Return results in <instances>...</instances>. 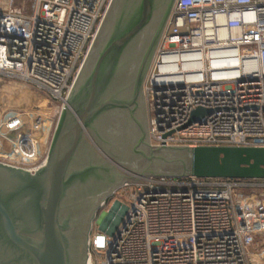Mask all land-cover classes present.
<instances>
[{"label": "built area", "instance_id": "2783aa9c", "mask_svg": "<svg viewBox=\"0 0 264 264\" xmlns=\"http://www.w3.org/2000/svg\"><path fill=\"white\" fill-rule=\"evenodd\" d=\"M113 3L33 0L25 12L0 0V79L62 105L3 112L0 163L32 174L47 165ZM142 95L153 148H264V0H176ZM198 109L208 113L193 122ZM119 190L129 204L117 201L121 216L90 236L92 264H264V179L150 175Z\"/></svg>", "mask_w": 264, "mask_h": 264}, {"label": "water", "instance_id": "95a60500", "mask_svg": "<svg viewBox=\"0 0 264 264\" xmlns=\"http://www.w3.org/2000/svg\"><path fill=\"white\" fill-rule=\"evenodd\" d=\"M157 1L114 0L100 46L92 51L63 107L47 165L32 174L0 163V264H88L97 213L125 183L148 182L150 175L264 179V148H153L143 128L136 143L123 152L111 151L100 138L93 141L94 125L108 110L128 108L134 116L132 106L142 92L147 63L174 5V0H166L156 20ZM142 36L148 46L134 96L126 101L110 91L122 58ZM207 113L196 110L192 121ZM86 138L92 142L87 160L82 159ZM105 173L112 181L95 187L93 181Z\"/></svg>", "mask_w": 264, "mask_h": 264}, {"label": "flooded vegetation", "instance_id": "af4514ba", "mask_svg": "<svg viewBox=\"0 0 264 264\" xmlns=\"http://www.w3.org/2000/svg\"><path fill=\"white\" fill-rule=\"evenodd\" d=\"M175 1L176 0H174V3ZM165 7L166 0L157 1L154 19L158 20L162 16ZM146 36H142L138 42L132 44L130 50L122 58L119 73L117 74L116 80L114 81L110 91L112 95H117L119 98H122L126 101H129L133 98L135 91L134 83L137 76L136 74L139 70L145 50L148 46ZM99 43L98 37L92 51L96 49ZM152 59L153 56L147 63V70H149ZM132 109L134 111V116L131 114V111L128 108H113L105 112L94 125L97 134L92 131L93 141H98L100 138L101 143L104 141L111 151L123 152L126 151L128 146L136 143L137 139L142 134V128L146 132V140L148 141L147 113L142 92L139 95L136 105L132 106ZM91 145V140L86 138L84 148L82 149V159L87 160L89 157H92L89 155V147ZM103 176L104 177L100 178V180L97 182L95 180L93 181V185H95V187H102L108 182L112 181V177L110 175H106L105 173Z\"/></svg>", "mask_w": 264, "mask_h": 264}, {"label": "rangeland", "instance_id": "374dc122", "mask_svg": "<svg viewBox=\"0 0 264 264\" xmlns=\"http://www.w3.org/2000/svg\"><path fill=\"white\" fill-rule=\"evenodd\" d=\"M3 5L6 7H12L13 9H21L25 12L32 10L33 0H1ZM100 46V43L97 45ZM22 102L21 106H16V102ZM61 104H51L48 102L47 98L40 94L38 91L34 90L29 84L24 82H10L5 79H0V115L3 111L11 108H28V110H34L35 108H40L46 113L56 114L60 110ZM50 125L46 123V132L48 131ZM117 201H120L123 205L129 204L127 190H119L116 194L108 198L106 203L99 209L97 213V218L94 221L93 229L91 235L97 233H102V227L111 220L115 219L117 216H121L123 205H117ZM105 238L101 236L99 238V247H104ZM103 257L95 255L93 257L94 264H103ZM89 264V256H88Z\"/></svg>", "mask_w": 264, "mask_h": 264}, {"label": "bare ground", "instance_id": "6f19581e", "mask_svg": "<svg viewBox=\"0 0 264 264\" xmlns=\"http://www.w3.org/2000/svg\"><path fill=\"white\" fill-rule=\"evenodd\" d=\"M6 3H7V0H4ZM23 103L22 102H20V101H18V102H16V106H21ZM3 112H5V111H3ZM2 112V113H3ZM89 264H92V261H91V259H90V257H89Z\"/></svg>", "mask_w": 264, "mask_h": 264}]
</instances>
